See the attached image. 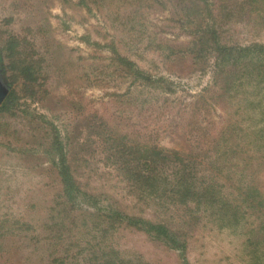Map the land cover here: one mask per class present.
<instances>
[{
  "label": "rangeland",
  "instance_id": "rangeland-1",
  "mask_svg": "<svg viewBox=\"0 0 264 264\" xmlns=\"http://www.w3.org/2000/svg\"><path fill=\"white\" fill-rule=\"evenodd\" d=\"M247 1L231 0L220 19L218 0L210 1L223 43H264V0ZM193 6L178 0H0V78L9 89L7 104L0 105V232H8L0 234V264H91L88 248L95 243L117 248L127 264H264V203L239 226L220 227L216 215H184L179 207L157 216L158 205L128 192L113 169L111 148L86 128L95 116L128 144L190 153L199 161V178L219 181L229 199L235 200L236 186L249 185L264 200V84L262 95L250 83L232 97L230 81L212 84L208 61L192 65L191 56L181 58L191 39L180 24ZM196 14L192 28L212 15ZM120 57L169 78L172 91L160 89L156 100L141 104L153 90L139 85ZM56 135L68 144L67 162L99 205L162 220L185 237L183 247L125 226L103 237L96 229L102 214L84 209L68 215L63 239L55 240L47 225L61 192L52 166Z\"/></svg>",
  "mask_w": 264,
  "mask_h": 264
},
{
  "label": "trees",
  "instance_id": "trees-1",
  "mask_svg": "<svg viewBox=\"0 0 264 264\" xmlns=\"http://www.w3.org/2000/svg\"><path fill=\"white\" fill-rule=\"evenodd\" d=\"M178 1L180 3L186 1L194 4L192 12L185 15L187 21L182 19L180 24L182 29L185 28L183 33L187 36L189 35L191 39L186 52L182 53L181 58L184 59L186 56H191L192 65L198 64V60L200 62L201 60L208 61L207 67L211 70L212 84H216L219 78H223L226 82L230 81L231 89H233L231 92L232 97L242 90L240 88L244 89L250 83L255 84L258 88L257 94L262 95L263 91L260 87L264 84V43L228 44L220 40L224 28L218 25V20L215 17L218 18L221 15L222 9L228 14L231 0H218V10L215 13V17L210 7L212 5L210 4L211 0ZM249 1L250 4H253L252 2H257L258 0H248L245 3L246 6ZM203 11L212 15L207 17L204 25L192 28L191 26L196 24V19L191 14L197 13L198 18L202 16ZM190 27L194 31H190ZM120 59L126 71L140 81L139 85L147 86L153 90L150 93L151 97L142 99L141 104L156 100L157 95L155 93L159 95L160 89L167 92L172 91L170 88L174 86V82L169 81V78L145 72L136 62L126 57H120ZM8 96L2 104L3 107L7 104ZM202 97L199 95V98H201L199 103L203 102ZM199 103L197 101L194 104L200 106ZM93 117H90L86 123L90 138L93 136L100 139L102 145L106 144L108 148H111V156L114 158L113 169L126 183L129 188L128 192L131 195L136 194L138 201L150 200L155 202L161 211L160 213H155L157 216L161 213H167L171 207H179L178 209L182 208L181 211L184 215L186 210L191 211V214H199L202 211L210 213L209 215L211 216L216 215L215 221L220 227L234 224L239 226L249 211L261 209L264 200H262L261 193L257 187L238 185L236 186L237 194L234 197L235 200H231L224 193L222 184L219 181L213 178H199L196 167L197 163H199L196 160L197 157L190 153L182 154L176 149L164 148L155 143L147 147L128 144L129 142L124 139L125 137L115 136V133L107 123H99L96 121L95 116ZM59 137L56 135L54 140L57 144V146L54 144V150L57 151L58 158L57 162L52 161V166L56 170L61 192L57 201L54 200V205L52 206V223L47 225L54 232L53 238L55 240L63 239L65 230L68 228H63V223L66 224L65 220L68 215L72 214L73 216L84 209L92 215H96L95 212L102 214L101 220L103 219V223H106V227L101 223L96 229L102 232L103 237H105L103 235L104 232L109 235L115 232L118 226H125L143 231L153 237V239L165 240L166 245L170 244L176 249L183 247L185 237H182L179 230H175L173 233L172 229H168L169 226L165 225L162 220L152 221V219H147L141 215H128L108 203L102 206L99 205V197L82 187V183L78 180L74 168L67 162L68 144L62 146L63 141ZM68 138L66 137V141L69 140ZM257 197L261 198L257 199ZM191 205L196 207L195 212L191 209ZM183 222L186 223V220ZM259 222L263 223L264 226V219ZM31 227L29 225V228ZM4 228L5 224H0V230ZM7 233V231L0 232L2 236L8 235ZM173 234L177 235L179 239ZM107 235L106 239H108ZM88 252L91 264L129 263V260L122 256V252L111 245L106 244L105 246L101 243H95L93 247L90 246L88 248ZM183 260L186 261L185 256H183ZM53 261L56 262V259H53ZM57 264H60L59 261H57Z\"/></svg>",
  "mask_w": 264,
  "mask_h": 264
},
{
  "label": "water",
  "instance_id": "water-1",
  "mask_svg": "<svg viewBox=\"0 0 264 264\" xmlns=\"http://www.w3.org/2000/svg\"><path fill=\"white\" fill-rule=\"evenodd\" d=\"M8 91H9L8 87L3 83V81L0 78V105L2 104L5 97L7 96Z\"/></svg>",
  "mask_w": 264,
  "mask_h": 264
}]
</instances>
